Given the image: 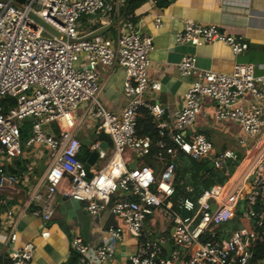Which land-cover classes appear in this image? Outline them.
I'll return each instance as SVG.
<instances>
[{
	"label": "built area",
	"instance_id": "obj_1",
	"mask_svg": "<svg viewBox=\"0 0 264 264\" xmlns=\"http://www.w3.org/2000/svg\"><path fill=\"white\" fill-rule=\"evenodd\" d=\"M120 4L118 0H0V158L17 159L25 148L34 146L50 152L47 166L20 211L30 212L46 225L54 197L59 194L83 202L91 216L107 208L136 239L141 238L147 218L158 212L173 224L169 239L174 247L163 254L168 238L142 240L129 257L130 264H264V258L253 255V245L264 237V91L259 86L264 75H255L250 63H235L228 73L203 70L196 66L194 56H183L177 70L192 80L183 94V106L169 114L161 104L146 98L149 91L160 89L159 81L148 77L152 38L142 34L129 15L119 19ZM32 15L59 36L46 31ZM83 16L90 24L98 16L102 26H114L115 34L86 39L92 31H78ZM155 24H160L159 17ZM174 41L193 46L222 43L234 55L248 48L243 38L190 19L184 21ZM98 64L120 66L125 72V105L119 113L105 109L98 101ZM7 97L14 104L4 110ZM203 98L214 102L215 120L239 125L243 134L240 143L245 144V138L250 142L247 164L229 188L214 184L195 201L190 197L173 199L180 154L208 159L214 169L225 172L235 158L231 150L212 154L206 135L191 131ZM82 103L87 104V115L98 121L96 132L107 135L112 145L103 166L90 168L89 176L78 157L81 143L77 131L82 118L76 112ZM141 108L149 112L159 130L154 153L151 140L136 133ZM23 119L32 124L31 136L25 142L21 136ZM97 147L95 142L89 150ZM149 155L163 165L158 174L148 164L138 163ZM133 160L135 166L128 167ZM21 177L0 161V204L1 192L13 188ZM127 194L135 198H126ZM239 203L247 225L219 231ZM105 232L120 239L123 230L109 227ZM41 236L47 237L48 231ZM15 240L16 233L10 230L0 244L6 246ZM69 248L76 255L71 264H109L112 256L108 244L91 248L78 236L69 240ZM33 249L30 242L12 249L2 264H31Z\"/></svg>",
	"mask_w": 264,
	"mask_h": 264
},
{
	"label": "crops",
	"instance_id": "obj_2",
	"mask_svg": "<svg viewBox=\"0 0 264 264\" xmlns=\"http://www.w3.org/2000/svg\"><path fill=\"white\" fill-rule=\"evenodd\" d=\"M118 1L121 2L119 19H123V15H129L140 32L152 38L154 49L149 54L148 77L159 81L160 89L149 91L146 98L150 102L161 104L169 114H174L183 106V94L192 80L191 77L182 76L177 70L176 65L183 56H194L196 66L203 70L228 73L235 63H250L254 66L255 75H264V0H168L164 3H158L157 0ZM127 7L128 14H125L123 8ZM157 17L160 18L158 26L155 24ZM93 19L94 23L90 24L89 19L83 16L79 24L80 33H86L88 30L95 32L108 27L103 34H115L114 26H102L98 16ZM186 19L204 25L214 24L229 35L243 38L247 42L248 48L244 52L234 55L230 48L222 43H200L196 46L176 44L174 35L182 29ZM97 72L101 83L98 101L105 109L119 113L125 105L123 95L125 72L123 68L120 66L108 68L98 64ZM259 86L264 91V79L259 83ZM245 96L250 100L248 93ZM214 108L215 104L212 100L203 98L200 112L191 131L206 135L211 143L212 154L225 150L239 153L234 171L225 172L211 169L220 171L226 177L223 183L214 184H223L229 188L247 164L246 151H248L250 142L245 138L247 142L240 143L243 134L238 124L231 121L215 120ZM86 109L87 104L82 103L76 112L77 117L82 118L77 137L80 143L88 149L95 142L99 147L104 142L97 139V136L101 135L96 132L98 121L87 115ZM87 128L92 133L89 136L88 131L86 132ZM111 148L110 142L105 147L104 157L97 159V161L102 160L101 167L110 154ZM31 149V152L24 151L21 157L14 160L0 158L1 162H5L6 166L11 168L12 173L22 176L13 188H6L1 192L0 239L2 240L10 230H13L16 233V240L6 246L0 244V248L3 249L0 264H2V258L10 250L22 247L28 242L34 246L31 264H71L76 260V255L69 248V240L74 236L82 238L83 242L91 248L108 244L112 251L109 264H130L129 257L135 253L139 243L145 239L168 238V243L163 248V254L168 253L174 247L169 239L173 224L160 216L158 212H155L144 222L142 236L139 239L130 236L123 221L112 215L107 208L101 210L96 216H91L85 211L83 202L63 198L59 194L54 197L52 216L46 225H43L41 219L30 212H21L20 208L50 159V152L46 148L34 146ZM146 157L150 162L139 160L138 163L148 164L158 174L163 165L152 155ZM44 159H47V163L44 168H41L40 161ZM203 161L205 165L209 162L208 159ZM94 165L90 167L92 170L101 168H95ZM185 188L187 192L193 190L191 185H187ZM41 189L43 191V188ZM126 198L134 199L135 197L127 194ZM239 221L243 224L242 226L247 225L243 219H239ZM109 227L122 228L121 238L110 237L105 232ZM45 230L48 231V236L43 238L41 233ZM218 230L230 229L221 226ZM176 248L182 249L181 246Z\"/></svg>",
	"mask_w": 264,
	"mask_h": 264
},
{
	"label": "trees",
	"instance_id": "obj_3",
	"mask_svg": "<svg viewBox=\"0 0 264 264\" xmlns=\"http://www.w3.org/2000/svg\"><path fill=\"white\" fill-rule=\"evenodd\" d=\"M140 1V0H131ZM164 1L168 0H157L158 3H164ZM125 10V14H128V7L123 8ZM122 10V11H123ZM14 104V100L11 98H5L3 102L4 110L8 108V106H12ZM136 133L140 137H148L151 140L152 148L151 151H154L155 141L159 138V130L155 126V122L153 117L149 114V112L145 108H141L137 114L136 120ZM21 136H26V132L22 130ZM97 139L103 141L104 143H110V140L107 135L101 134L97 136ZM96 140V138H94ZM90 154L89 149L81 144L80 152L78 154L79 159L85 160ZM176 174L174 180V196L173 199L178 197H190L192 200H196L197 197L202 193L203 190L208 189L214 183H223L226 177L218 170H210L209 172H205L204 166L205 162L203 160H195L190 158L189 156L180 154L176 161ZM10 172H13L11 168H9ZM191 185L193 188L192 192L186 191V186ZM242 212V203H239L234 210L233 216L231 219L224 225L226 229H235L243 224L240 223L239 219L241 218ZM253 255L255 259L264 258V237L260 238L253 245Z\"/></svg>",
	"mask_w": 264,
	"mask_h": 264
},
{
	"label": "water",
	"instance_id": "obj_4",
	"mask_svg": "<svg viewBox=\"0 0 264 264\" xmlns=\"http://www.w3.org/2000/svg\"><path fill=\"white\" fill-rule=\"evenodd\" d=\"M19 2H23L24 0H18ZM32 18L38 23L40 24L46 31H48L49 33H51L54 36H59L58 32L55 31L53 28H51L48 24H46L42 19H40L39 17L32 15ZM108 27L106 28H102L100 30H97L95 32H92L91 34L87 35L85 38H91L93 36L96 35H101L103 34ZM26 119H23L22 122H26ZM107 146V143H102L99 147H97L96 149L92 150L91 153L89 154V156L86 158V160L84 161V168L86 170L87 175H90L89 169L92 165H94L97 161V159L103 158L104 157V150L105 147ZM235 154V158L233 160H231V165L229 167L230 171H234L235 166L237 165V160L239 158V153L234 151ZM136 161H134L133 163L129 164L128 166L130 168H133L135 166ZM213 168L212 163L209 161L205 166H204V171H209Z\"/></svg>",
	"mask_w": 264,
	"mask_h": 264
},
{
	"label": "rangeland",
	"instance_id": "obj_5",
	"mask_svg": "<svg viewBox=\"0 0 264 264\" xmlns=\"http://www.w3.org/2000/svg\"><path fill=\"white\" fill-rule=\"evenodd\" d=\"M78 31H79V30H78ZM79 32H80V31H79ZM31 125H32V124H31L30 121H28L27 123H23V124H22V130H24V131L26 132V136L22 137L23 142H25V141L31 136V133H30ZM87 131H88V133H87L88 136L92 134V133H90L89 128H87L86 132H87ZM84 138H85V137H84ZM85 139H86V138H85ZM24 151H29V152H31L32 149H31L30 147H27V148L24 149ZM141 160L146 161V162H150L149 159H147V157H144V158H142ZM46 163H47V159H44L43 161H40L41 168H44V166H45ZM102 163H103L102 160L97 161L96 164L94 165L95 168H99V167H101Z\"/></svg>",
	"mask_w": 264,
	"mask_h": 264
}]
</instances>
